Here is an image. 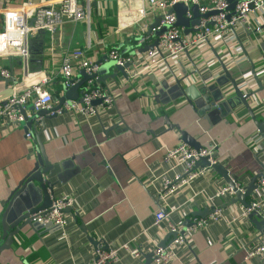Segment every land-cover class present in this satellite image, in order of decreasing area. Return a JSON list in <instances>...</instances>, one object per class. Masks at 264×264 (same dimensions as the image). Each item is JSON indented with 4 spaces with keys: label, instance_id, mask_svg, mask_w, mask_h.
Here are the masks:
<instances>
[{
    "label": "crops",
    "instance_id": "0c3cea01",
    "mask_svg": "<svg viewBox=\"0 0 264 264\" xmlns=\"http://www.w3.org/2000/svg\"><path fill=\"white\" fill-rule=\"evenodd\" d=\"M51 2L0 0V31L7 10L28 3ZM93 9V45L87 55L105 62L107 52L112 47H118L124 53L127 47L134 45L130 33L114 31L118 25L116 0H95ZM102 9L104 11H97ZM87 31L86 22L67 23L53 34L49 32L44 43L41 37L36 39L42 55L30 59V71H54L53 92L57 100L65 94L63 86L58 83L62 58L72 49L87 48ZM237 38L255 63L264 86V50L259 47L264 38L255 36L253 39L242 28L237 30ZM250 60L246 56L241 62H228L231 74L239 82L244 78L254 79ZM192 63L190 56H183L177 62L175 72L179 69L192 71L189 84L199 87L215 85L211 89V98L231 93V82L227 77L222 78L224 71L219 61L211 64L210 71L203 70L200 74L194 72ZM0 66L14 72V81H20L25 76L20 58L0 56ZM81 70L77 71L80 79ZM108 72L117 73L106 83L100 82L110 87L115 95V108L110 116L89 120L79 114L65 112L46 119V128L41 134L49 160L54 165L50 178L60 180L55 187V198L67 197L70 200L73 211L80 215L78 222L71 213H67L69 223L58 230L42 228L38 233L27 225L22 231L24 233L15 237L14 246L0 253V264H89L95 259L97 250L80 228L82 222L86 224L90 235L102 241V246L104 243L109 246L129 243L132 247L138 246L148 252L171 233V222L182 218L186 220L189 212L206 208L205 193L193 198L195 205L190 199L196 190H214L225 184L226 180L219 174L216 176L217 183L200 178L193 183L192 188L183 187L169 196L170 206L177 207V211L160 224L155 223L156 212L161 204L154 191L149 190L148 182L168 171L169 167L163 164L164 155L167 149L183 141L179 129L168 130L166 116L200 140L202 147L216 144L217 160L232 173L240 175V180L247 181L262 171L252 143L247 140L260 132L257 121L264 120V87L259 89L256 83L253 88L256 96L251 104L255 118L243 105L237 106L232 112L228 111V106H223L222 110L217 107L201 114L188 97L182 96V90L170 73L165 79L153 73L142 75L132 83L115 67ZM218 78L222 86L217 84ZM183 86L185 88L187 84L183 82ZM161 88L158 102L155 96ZM9 92L7 80L0 77V99L6 98ZM190 95H198L197 90H191ZM198 104L203 105V99H199ZM123 119L127 124L122 122ZM116 122L121 123L122 129L126 125L130 129L121 133L116 130L109 133L104 131L103 125L107 128ZM34 124V129L36 126L42 129L41 121L40 124ZM26 131L25 125L9 131L0 130V235L7 199L37 160L35 142L27 138ZM23 197L17 203H22ZM254 198L255 194H252L248 200ZM226 203L229 202L221 199L217 205L224 208ZM237 206L225 207V216L228 218L232 214L231 209ZM227 218L212 220L194 234L191 242L179 249L177 259L161 264H264L260 256L245 258L246 247L252 245L260 233L255 224L249 218L235 222H229ZM172 239L173 236H170L168 242ZM120 256L119 262L115 264L146 262L145 255L135 258L122 251Z\"/></svg>",
    "mask_w": 264,
    "mask_h": 264
},
{
    "label": "built area",
    "instance_id": "2783aa9c",
    "mask_svg": "<svg viewBox=\"0 0 264 264\" xmlns=\"http://www.w3.org/2000/svg\"><path fill=\"white\" fill-rule=\"evenodd\" d=\"M49 4L28 3L22 7L10 9L4 12V26L0 31V56L3 58L15 57L22 60L24 78L14 81V72L5 66H0V77L7 80L9 95L0 99V130L9 131L14 127L26 125L27 119L37 111L46 109L49 115L75 113L84 118L108 117L114 112L115 95L110 87L103 86L96 75L101 68V62L92 59L87 51L93 45L91 24L94 13L95 0H48ZM118 4V25L115 32L126 31L134 38V45L127 53H123L118 47H112L107 52V60L115 62V65L125 67L128 80L132 83L142 75L153 73L160 79H165L169 73L175 78H182L188 75L190 82L192 71L179 69L175 72L177 62L183 56H190L194 68L200 73L210 71L212 63L218 61L215 51L218 52L225 64L232 60L233 63L241 62L246 58L245 46L237 38V30L242 28L245 32L255 31L258 37L264 38L261 26L264 24V0H237L234 9H230L228 0H116ZM177 3H184L188 9L184 16L191 22L195 19L191 9L193 5L198 7V22L189 26L177 25V14L170 11ZM98 12L104 11L97 10ZM217 11L215 14L211 12ZM157 16H162L158 26L150 29ZM86 22L88 25L87 48H75L67 52L62 58L60 66V81L64 88L75 85L78 78L77 71L84 69L91 75L84 87L83 93L78 99L66 100L63 106L55 110L59 100L55 99V73L42 70L31 72L30 39L41 30L53 34L67 23ZM164 26L167 29L158 34ZM190 31L186 33V29ZM158 44L153 49L141 52L140 47L154 43ZM242 44V45H241ZM200 66H199V65ZM238 81L244 92H252L256 81ZM63 94V92H62ZM255 94L250 97L253 101ZM82 98V101H80ZM154 99V97L152 96ZM101 99L98 105L93 104L94 100ZM56 102V105H55ZM257 104H255L256 106ZM109 114V115H108ZM41 118L35 123L40 124ZM35 126V124H34ZM37 128V126H36ZM26 136L34 141L35 129L26 131ZM247 142L252 143L253 150L259 154L264 166V132L257 133L248 138ZM36 145V144H35ZM217 145L195 148L182 141L173 148L167 149L163 164L169 167L162 176L154 177L148 182L150 191H154L156 199L161 204L156 212L155 223L160 224L164 219H169L177 207L170 206L168 198L183 187L192 188L193 183L200 179H211L217 183V172L213 165L217 160ZM207 158V165H198L202 158ZM264 172V167H262ZM168 172L170 174H168ZM250 180V179H249ZM236 183L237 187L244 191L243 186L249 181ZM258 187L254 190L255 198L250 201L249 206L238 202L237 207L231 209L232 214L227 218L224 208L217 205L219 200L224 199L230 202L236 191L226 182L214 190L203 188L195 191V195L206 194V208L215 207V211L205 217L192 216L189 212L191 224H184L183 218L180 221L171 222V232L176 237L162 247L156 244L152 247V259L155 264L167 263L179 257V249L191 242L194 234L207 226L212 220L227 218L229 222L248 218L254 210L264 209V177L257 182ZM235 204V205H236ZM71 205L67 197L57 198L50 208L33 214L34 219L40 223H54L66 226L69 223L67 213L63 209ZM234 205V204H233ZM232 206V205H229ZM166 208L165 212L162 208ZM205 208V207H204ZM203 209V208H201ZM194 211V210H193ZM191 215V216H190ZM127 252L138 258L146 253L141 247H132L129 243L119 246H110L108 249L100 248L96 256L89 264H115L121 258V252ZM245 258L263 257L264 259V233H259L257 240L248 245L245 249Z\"/></svg>",
    "mask_w": 264,
    "mask_h": 264
},
{
    "label": "water",
    "instance_id": "95a60500",
    "mask_svg": "<svg viewBox=\"0 0 264 264\" xmlns=\"http://www.w3.org/2000/svg\"><path fill=\"white\" fill-rule=\"evenodd\" d=\"M230 2V9H234L235 5L237 3V0H228ZM188 7L184 3H177L175 4L170 11H175L178 17L177 20V25H185L189 26L191 24H195L198 22L197 17L199 16V11L198 7L196 5H193L191 9L194 12L195 19L191 22L188 18L184 16L185 12L187 11ZM217 11L211 12L210 14H215ZM162 19V16H157L155 18V22L151 24L150 29L156 27L159 25L160 21ZM262 29H264V24L261 26ZM167 29V26H164L159 33H162ZM190 31L189 28L186 29V33ZM248 35L255 39L254 37L259 35V33H256L255 31H249ZM158 44V39L154 41V43L145 45L143 47H140L139 50L141 52L147 51L148 49H153L155 45ZM242 45V44H241ZM133 47V46H132ZM131 47V48H132ZM259 47L264 50V40H262L259 43ZM130 47H127L126 50H124V53H127L131 49ZM245 55L247 58L250 60L249 53L244 49ZM215 54L218 58L219 63L221 64L224 75L222 78L227 77L229 78L232 86V91L230 94H221L218 98H211V89L215 87L213 86H201L199 87L198 85H192L189 84L190 82L187 81L188 75L185 74L184 77L182 78H175V82L178 85V87L182 90V96L188 97L189 102L194 104L195 109L201 113L205 114L206 112L214 109V108H219L223 109V106H228V111L232 112L234 108L237 106L243 105L247 108L249 111L250 115L255 118V112L254 108L250 102V97L256 93V91L252 92H244V89L238 84V81L236 78L233 77L231 74L228 66L225 64L223 59L220 57L217 51H215ZM107 59V58H106ZM101 62V68L100 71L96 74L98 76V81L99 82H104L109 78H114L117 76V73H109L108 71L111 68H116L118 71L122 72L125 76L127 74L125 73V67L129 66V64H126L125 66H119L115 65V62L111 60H106L105 62ZM251 72L252 75L259 86V89H262L263 83L262 80L260 79L255 63H253L251 60ZM194 72L199 73L200 71L198 68L194 70ZM211 73V72H210ZM81 75L82 78L73 86L70 88L65 89V94L61 97H59V102L55 106V110L61 108L63 104L65 103L66 100H74L78 99L80 95L83 93V87L86 83V81L92 77L91 75H88L84 69L81 70ZM183 82L187 84V86L184 88ZM217 84L222 86V83L220 82V78L217 79ZM219 86V87H220ZM195 89L198 92V95L196 96H191L190 92L195 91ZM219 89V88H218ZM162 91V88L159 90V92L156 94V99L159 101L160 98V93ZM229 97V98H226ZM203 99L204 104L200 105L198 104V100ZM80 101H82V98H80ZM101 99H97L93 101V104L98 105L101 103ZM49 111L46 109H41L37 111L32 117L27 119V123L25 125V129H34V123L38 118H41V124H42V129L35 128V137H34V142L36 144V150H37V160L35 162L34 167L30 172H28L24 178L18 183L17 187L11 192L9 198L7 199V206L6 209L3 213L2 217V232L0 235V253L3 252L4 250L11 249L14 244H15V237L18 235H21V233L24 230V228L28 225L32 229H34L36 232L39 233V230L42 228L44 229H51L53 230H58L59 228H62V225L60 224H54V223H40L37 220L34 219L33 214L42 211L44 209L50 208L55 200V193H56V186L60 182V180H52L50 178V175L53 173L54 170V165L51 163L49 160V157L47 155L45 145L42 141L41 134L46 128V119H50L53 117L58 116V114L54 115H49ZM226 115V114H224ZM166 118V124L168 127V130H173V129H179L181 133L182 140L186 142L187 144L195 147V148H201L202 143L200 140H198L193 134H191L189 131L184 130L181 128L180 124L173 123L169 117ZM101 120V118L99 117ZM122 122L124 124H127L125 120L123 119ZM121 123H115L109 127H105L103 124V129L106 133H109L112 130H116L117 132L121 133L125 131L126 129H130L129 126H125L124 129L121 128L120 126ZM260 133L264 132V120L263 121H257ZM256 158H259V154L256 153ZM208 160L207 158H202L200 162H198V165H207ZM260 164L262 167L263 163L260 160ZM213 168L215 171L221 175L226 182L236 191L235 196L231 198L229 203H226L223 207H227L229 205L236 204L238 202L242 203L244 206H249L250 201L248 198L253 194L254 190L258 187V180L261 177H264V172H258L254 174L250 180L247 182L246 185L243 186L244 191L240 190L236 183L240 181V175L236 173H232L222 162L218 161L213 165ZM26 194V196H25ZM23 197L22 203H17V201L20 199V197ZM165 212L167 211L166 208H162ZM215 211V207L212 206L210 208H197L196 210L192 211L191 215L192 216H200V217H205ZM63 212L65 213H71L73 215V219L78 222L80 215L78 212L73 211V208L71 205L67 206L66 208L63 209ZM248 218L251 220L252 223L255 224L256 228L260 231V233H264V209L260 210H254L252 211ZM184 224L187 226L191 224V219L187 218L184 221ZM80 228L87 234L88 240L94 245L96 250L103 248V249H108L110 246L106 243L102 246L100 240L96 239L94 236L90 235L87 230V226L85 223L79 224ZM49 229V231H51ZM173 236V239L176 237L175 232H171L161 244H159L162 247L167 246L169 240V237ZM152 252H148L145 254L146 257V262L145 264H151L153 262L152 259Z\"/></svg>",
    "mask_w": 264,
    "mask_h": 264
},
{
    "label": "trees",
    "instance_id": "16d2710c",
    "mask_svg": "<svg viewBox=\"0 0 264 264\" xmlns=\"http://www.w3.org/2000/svg\"><path fill=\"white\" fill-rule=\"evenodd\" d=\"M49 32L46 30H41L36 36L31 37L30 39V52H31V58H35L37 55H42V50L39 47L38 43H36L38 38H42V43H44L47 40ZM43 45H41L42 47Z\"/></svg>",
    "mask_w": 264,
    "mask_h": 264
}]
</instances>
